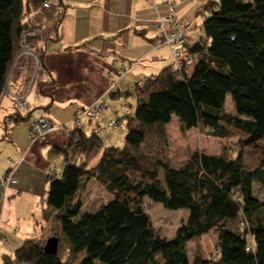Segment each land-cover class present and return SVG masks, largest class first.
<instances>
[{
	"label": "trees",
	"instance_id": "obj_1",
	"mask_svg": "<svg viewBox=\"0 0 264 264\" xmlns=\"http://www.w3.org/2000/svg\"><path fill=\"white\" fill-rule=\"evenodd\" d=\"M45 2L0 0V103L21 33L31 25L24 18ZM202 10L209 16L200 24L204 39L191 47L193 65L176 72L170 66L140 82L127 94L136 97L135 110L126 107L128 113L125 108L109 122L113 130L126 127L124 147L105 146L98 132L81 128L71 131L65 148L50 151L51 160L66 163L61 177L50 178L45 200L66 248L57 233L51 235L59 239L55 256L44 252L51 237L28 239L2 264H264V201L254 193L255 184L264 189V0H206ZM228 95L234 113L225 109ZM21 113L10 117L14 123L30 121V112ZM173 116L182 132L222 139L223 151H196L178 167L160 161L151 167L142 148L165 136ZM92 180L114 199L82 213L80 195ZM146 198L167 210H189L173 239L153 227ZM212 231L217 254L191 257L189 243Z\"/></svg>",
	"mask_w": 264,
	"mask_h": 264
},
{
	"label": "crops",
	"instance_id": "obj_2",
	"mask_svg": "<svg viewBox=\"0 0 264 264\" xmlns=\"http://www.w3.org/2000/svg\"><path fill=\"white\" fill-rule=\"evenodd\" d=\"M175 1L178 16L186 17L189 1ZM24 20L40 27L34 43L42 64L36 71L34 61L22 59L9 78L13 95L27 94L30 121L14 123L10 118L19 111L14 96L3 95L0 103V178L15 168L18 181L8 190L9 200L0 205V238L7 240L0 241L1 264L26 240L43 242L53 234H46L56 216L45 205L51 173L56 170L49 153L67 146L70 125L80 108L106 98L108 72L117 66L115 62L131 66L127 76H134L137 84L141 76L157 75L172 64L168 46L155 49L159 34L148 0H51L48 9L33 11ZM37 116L60 127L48 134L46 144H32L29 139ZM92 124L84 121V131L100 135V124ZM40 226H44L41 231Z\"/></svg>",
	"mask_w": 264,
	"mask_h": 264
},
{
	"label": "rangeland",
	"instance_id": "obj_3",
	"mask_svg": "<svg viewBox=\"0 0 264 264\" xmlns=\"http://www.w3.org/2000/svg\"><path fill=\"white\" fill-rule=\"evenodd\" d=\"M186 17L194 25H197V32L193 35V45L196 42H200V35L203 34L201 31L200 24L204 22V19L209 15L204 13L202 6L206 0H188ZM217 1V0H210ZM240 3H245V0H240ZM179 11V9H178ZM196 31V29H195ZM137 80L134 76H127L119 85L120 94L116 98L106 97L107 103L110 106L108 112L101 116L100 118L93 120V124L90 125L96 127L97 123L100 124V136L104 140L105 146H110L113 144L115 147L122 148L125 146V139L127 135V130L124 124L118 126L116 130L110 129L108 124L110 120L116 122L125 115L124 109L126 107H131L133 111L136 108L137 101L134 95H127L136 88ZM142 82L145 80L143 76L139 78ZM26 96L27 94H22ZM16 100V98H14ZM17 102V100H16ZM18 107V103H17ZM19 108V107H18ZM225 109L229 113L235 112L234 102L231 95L227 96ZM70 129H74L70 125ZM83 129H87L85 125L82 126ZM111 140L113 143H111ZM224 141L219 138H215L208 135L199 134L196 129H191L187 132H182L180 128L179 120L176 116H173L171 123L166 129V134L163 137H151L148 139L146 145L142 148L143 155L149 164L158 165V162L169 163L175 167H178L196 151L204 152L207 154H220L223 151ZM47 148H51V145H47ZM65 161L63 157L54 160L53 170L58 171V176L61 177L62 172L65 168ZM10 171V170H9ZM8 173V172H7ZM6 173V174H7ZM163 177V171H160ZM5 174V175H6ZM254 193L258 200L264 201V189L260 185L255 184ZM83 201L82 213H94L102 205H106L113 201V196L102 186H100L95 180H92L86 186V189L82 191L80 195ZM145 209L148 213L153 227L155 230L163 237L171 240L175 237L178 228L187 220L189 216V210L182 209L177 211L167 210L162 204L151 201L150 199H145ZM54 221L49 224V231L46 234H51V232L57 233L60 236V248L64 250L66 248L67 239L65 235L60 230V225L56 226ZM44 225V224H43ZM44 226H40L41 231ZM59 229V232H58ZM217 240V232L212 231L206 236H203L199 240H194L189 243L188 251L191 257L195 254H203L207 257H212L216 255L217 251L215 249V243ZM84 255H81L82 259ZM67 256H63L66 259ZM1 258V257H0ZM1 264V263H0Z\"/></svg>",
	"mask_w": 264,
	"mask_h": 264
},
{
	"label": "built area",
	"instance_id": "obj_4",
	"mask_svg": "<svg viewBox=\"0 0 264 264\" xmlns=\"http://www.w3.org/2000/svg\"><path fill=\"white\" fill-rule=\"evenodd\" d=\"M152 8L156 13L157 29L159 34L163 37V40L155 45V49H158L164 45L168 46L171 51L172 57V70L174 72L179 71L184 65H193L194 56L191 52V34L197 32V25H194L188 19H184L178 16L177 3L175 0H148ZM186 0H183L185 2ZM51 6V0H47L44 3V9H48ZM196 29V31H195ZM201 30V25L200 28ZM202 31V30H201ZM40 32L39 26H30L22 31L20 36L19 51L14 61L13 68L16 67L18 61L32 60L36 64V71L41 69V52L35 45V38ZM200 39H204V34L200 35ZM201 42V41H200ZM116 67L108 72V78L110 79L109 89L107 94L116 96L120 90V82L130 74L132 67L115 62ZM10 79L4 90L3 95H12L16 98L19 110L27 114L28 106L26 103L25 95H13L10 90ZM142 84L138 83L136 87H140ZM109 105L104 97L93 102L90 106L80 108L72 122L74 129H81L84 121H93L101 117L109 109ZM126 113L129 112V108L125 109ZM114 126V123L110 124ZM60 127L55 125L51 120L45 116H39L34 118L29 138L32 144L48 142V134L58 130ZM52 176H57L58 172L55 170ZM17 176L15 168H12L6 175L0 178V205H3L9 200L8 190L17 184ZM6 239L0 241L7 243Z\"/></svg>",
	"mask_w": 264,
	"mask_h": 264
},
{
	"label": "water",
	"instance_id": "obj_5",
	"mask_svg": "<svg viewBox=\"0 0 264 264\" xmlns=\"http://www.w3.org/2000/svg\"><path fill=\"white\" fill-rule=\"evenodd\" d=\"M59 239L57 237H51L47 240L44 246V252L47 255L55 256L58 253Z\"/></svg>",
	"mask_w": 264,
	"mask_h": 264
}]
</instances>
